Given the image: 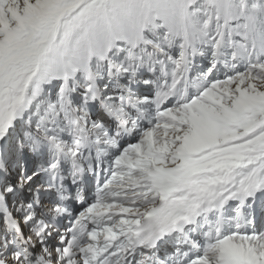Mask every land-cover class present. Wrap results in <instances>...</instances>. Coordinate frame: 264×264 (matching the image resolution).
Listing matches in <instances>:
<instances>
[{"label":"snow or ice","instance_id":"6c2138e0","mask_svg":"<svg viewBox=\"0 0 264 264\" xmlns=\"http://www.w3.org/2000/svg\"><path fill=\"white\" fill-rule=\"evenodd\" d=\"M0 264H264V0H0Z\"/></svg>","mask_w":264,"mask_h":264}]
</instances>
